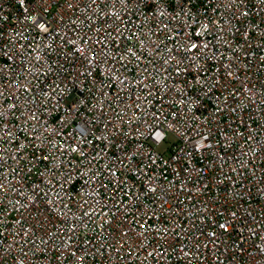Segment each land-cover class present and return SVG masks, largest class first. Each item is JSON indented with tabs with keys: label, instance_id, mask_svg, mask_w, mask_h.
<instances>
[{
	"label": "built area",
	"instance_id": "obj_1",
	"mask_svg": "<svg viewBox=\"0 0 264 264\" xmlns=\"http://www.w3.org/2000/svg\"><path fill=\"white\" fill-rule=\"evenodd\" d=\"M0 264H264V0H0Z\"/></svg>",
	"mask_w": 264,
	"mask_h": 264
},
{
	"label": "rangeland",
	"instance_id": "obj_2",
	"mask_svg": "<svg viewBox=\"0 0 264 264\" xmlns=\"http://www.w3.org/2000/svg\"><path fill=\"white\" fill-rule=\"evenodd\" d=\"M174 142V138L172 135H168L167 136V143L166 144H163L161 145L159 148H158V151H163L164 149H166L170 144H172Z\"/></svg>",
	"mask_w": 264,
	"mask_h": 264
},
{
	"label": "snow or ice",
	"instance_id": "obj_3",
	"mask_svg": "<svg viewBox=\"0 0 264 264\" xmlns=\"http://www.w3.org/2000/svg\"><path fill=\"white\" fill-rule=\"evenodd\" d=\"M193 47H195V45H193Z\"/></svg>",
	"mask_w": 264,
	"mask_h": 264
}]
</instances>
